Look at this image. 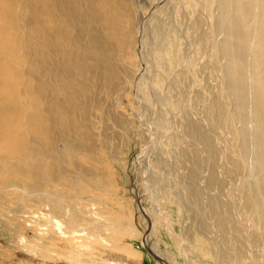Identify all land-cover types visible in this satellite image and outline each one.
Listing matches in <instances>:
<instances>
[{
    "label": "rangeland",
    "instance_id": "rangeland-1",
    "mask_svg": "<svg viewBox=\"0 0 264 264\" xmlns=\"http://www.w3.org/2000/svg\"><path fill=\"white\" fill-rule=\"evenodd\" d=\"M163 2L140 23L135 50L117 55L119 85L93 117L87 169L40 192L0 181V264H159L152 254L163 264H264V239L237 214L243 176L226 150L224 84L198 39L215 38L214 11L206 0H130L135 23ZM55 186L62 194H50Z\"/></svg>",
    "mask_w": 264,
    "mask_h": 264
},
{
    "label": "bare ground",
    "instance_id": "bare-ground-1",
    "mask_svg": "<svg viewBox=\"0 0 264 264\" xmlns=\"http://www.w3.org/2000/svg\"><path fill=\"white\" fill-rule=\"evenodd\" d=\"M165 7L155 6L135 23L130 0H0L2 183L22 182L40 192L48 181L87 169L93 117L119 85L117 55L134 51L142 20L146 27L147 16ZM204 7L215 12V38L207 43L201 33L198 39L211 47L224 84L226 150L238 152L243 176L237 214L251 219L254 241L264 239V0H206ZM227 177L236 179L229 170ZM60 190L55 186L50 194ZM236 220L245 228L247 221ZM56 227L65 234L57 220Z\"/></svg>",
    "mask_w": 264,
    "mask_h": 264
},
{
    "label": "water",
    "instance_id": "water-1",
    "mask_svg": "<svg viewBox=\"0 0 264 264\" xmlns=\"http://www.w3.org/2000/svg\"><path fill=\"white\" fill-rule=\"evenodd\" d=\"M151 252V251H150ZM153 258L156 259L157 261L161 262V258H159L158 256H156L155 254H152Z\"/></svg>",
    "mask_w": 264,
    "mask_h": 264
}]
</instances>
